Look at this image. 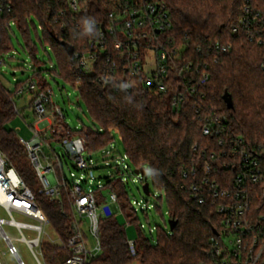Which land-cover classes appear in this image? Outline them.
I'll use <instances>...</instances> for the list:
<instances>
[{
  "label": "trees",
  "instance_id": "trees-1",
  "mask_svg": "<svg viewBox=\"0 0 264 264\" xmlns=\"http://www.w3.org/2000/svg\"><path fill=\"white\" fill-rule=\"evenodd\" d=\"M154 2L164 5L169 15L170 26L160 36L161 41L165 44L172 41V48L184 49L185 62L195 65L194 73L186 72L183 77L170 70L164 82L167 93L145 88L141 80L131 81L132 89L126 92L131 78L125 71L126 63L113 50L112 36L106 38L107 46L99 53L91 72L80 67L75 55L92 52V40L99 37L102 25L107 26L108 17L102 9L84 17L71 12L69 0H0L1 6L12 5L10 12L0 13V55L6 56L14 49L13 27L22 34L24 50L34 59L35 68L40 62L34 37L42 46H49L56 60L53 64L49 57L53 64L51 77H60L78 92L92 119V126H83L80 132L67 129L85 138L86 152L91 155L104 154L116 142L113 135L118 134L127 157L126 173L139 178L135 171L145 168L147 174L142 184L151 180L154 211L164 219L166 204L169 221L176 222L173 230L157 227L155 242L153 233L148 236L139 227V237L134 241L136 256L132 257L126 225L116 215L121 212L127 216L129 225H138V212L128 183L121 178L108 179L103 188L109 195H117V212L108 208L106 216L100 218L102 253L91 264H213L210 241L216 235L214 231L222 232L224 222L219 210L223 205L239 202L236 194L243 171L240 156L232 157L235 143L243 141L242 148L259 159L264 175V43L249 40L254 35L264 41V28L251 31L239 25L247 6L264 17V0ZM103 5L99 3L100 7ZM92 22L97 23L96 27H91ZM10 23L14 25L9 26ZM65 45L74 49L72 57ZM217 45L230 50L222 53L216 49ZM206 75L208 79L204 80ZM36 76L43 79L39 84L42 92L51 88L41 71ZM194 82L197 92L190 95L187 90ZM17 85V90L24 88L20 83ZM227 94L233 100L232 110L224 101ZM178 95L183 100L175 103ZM15 96L0 82V150L35 194L52 227L68 239L75 213L67 190L62 189L60 200L39 193L37 176L27 162L25 148L16 133L7 128L18 115ZM214 116H225L226 122L212 126L213 133L206 136L204 128ZM61 162L66 163L65 157ZM57 178L70 182L60 171ZM151 187L159 197L153 195ZM246 189L253 213L264 216L261 185L247 182ZM96 198L101 207L105 197ZM148 212L149 209L143 211L146 217ZM46 252L53 263L58 256L65 257L57 247L48 246Z\"/></svg>",
  "mask_w": 264,
  "mask_h": 264
},
{
  "label": "built area",
  "instance_id": "built-area-1",
  "mask_svg": "<svg viewBox=\"0 0 264 264\" xmlns=\"http://www.w3.org/2000/svg\"><path fill=\"white\" fill-rule=\"evenodd\" d=\"M101 2L104 5L100 7ZM11 9L12 5L9 3L0 5L1 14L10 12ZM69 9L74 14L84 17L94 12L99 13L102 9L104 15L108 17L107 26L102 25L99 37L91 42L93 51L77 54L75 59L83 70L91 72L99 53L104 52L107 46L106 38L115 37L113 50L126 63L125 71L131 78L125 87L127 93L132 89L131 83L135 80H141L145 88L152 91L167 93L164 82L170 70H175L182 77L186 72L194 73V63L185 62L184 49L172 48V41L165 44L160 39L170 26L169 15L164 5L155 3L154 0H69ZM13 25L10 23L9 26ZM96 25V22L91 23V27ZM239 25L251 31L262 29L264 17L251 6H247ZM249 40L257 41L259 45L264 43L262 38L254 35H250ZM216 49L222 53L230 50L229 47L220 45H217ZM5 64V56L0 55V73ZM262 70L264 71V62ZM196 73L199 76L201 72L198 70ZM207 79L206 75L204 80ZM196 85L194 82L187 90L190 95L196 94ZM28 90L33 96L32 110L36 121L30 126L32 139L29 142L24 140L20 142L37 176L39 193L51 200H60L62 189H66L75 217L68 239L62 238L54 228L56 238L50 237L46 230L52 225L39 207L35 194L0 150V212L10 217L9 220L0 217V238L5 242L7 253L15 257L18 264L25 263L19 255L16 243H25L37 264H91L102 253L100 218L106 216L108 208L114 212L112 206H116L117 212V195L115 193L109 195V206L102 209L98 206L95 191L85 183L82 176H78V173L88 171L92 166L84 157L85 138L67 129L64 124L66 118L64 112L51 102L53 96L51 88L42 92L39 84L31 81ZM182 100V95H178L174 102ZM16 112L20 114V111ZM223 122H226L225 116H214L212 123L205 126L204 134L210 136L213 133L212 126H218ZM242 145L243 141L240 140L233 145L232 150V157L240 156V167L243 171L242 177L238 180L236 194L239 202L223 205L219 210L224 222L222 232H218L210 241L213 248V264H264V216L253 213V204H249L248 200L249 192L245 190L247 182L253 185L260 184L264 198V175L260 170L259 159L246 152ZM46 147L51 152L50 156L44 151ZM59 147L65 151L66 161L74 162L75 171L71 173V178H68L70 181L68 183L57 178L59 171L66 177L65 167H69L67 163L61 162L63 157L57 152ZM115 152L110 151L106 154L115 155ZM120 159L127 162L126 156H120ZM225 167L228 168V165ZM127 169L128 166L123 168L125 173ZM142 179L143 177L139 176L141 183ZM222 195L229 196V193ZM218 196L219 194L215 192V197ZM136 204L140 205L138 202ZM145 207L146 210L149 209L147 205ZM15 215L23 221H17ZM5 227L15 229L21 238H11ZM26 233L30 234L29 237ZM48 246L59 248L65 257L61 259L58 256V260L53 263L46 252ZM128 246L131 256L135 257V242L128 240Z\"/></svg>",
  "mask_w": 264,
  "mask_h": 264
},
{
  "label": "rangeland",
  "instance_id": "rangeland-1",
  "mask_svg": "<svg viewBox=\"0 0 264 264\" xmlns=\"http://www.w3.org/2000/svg\"><path fill=\"white\" fill-rule=\"evenodd\" d=\"M36 26L37 28H40L38 23H36ZM13 30L16 35V37L13 38L14 49L5 56L6 64L1 70L0 82L10 93H16V96L14 97V105L15 109L21 113L16 115L14 119L8 123L7 128L9 130H13L19 140L29 142L32 139L30 126L33 125L36 120L34 111L29 108V104L32 101L33 96L29 92L28 86L31 81H36L40 84L43 80L41 77L36 76L38 71L42 72L43 78L51 86V90L53 92V96L51 98L52 104L59 107L66 116L64 124L73 132H80L83 126L91 127V116L89 115L85 105L80 101L78 92L71 86L67 85L60 77H56L55 79L51 77L49 71L53 69L52 65L56 63L51 48L45 44L42 46L40 41L34 37V40L39 48V53L36 56L38 62H40L38 67L35 68L34 59L24 50L26 48V43L22 34L16 27H13ZM49 57L51 58L53 64L49 62ZM18 83L24 85L25 88L23 92H21L22 89L17 90ZM113 137L116 139V142L104 154L115 148V155H108L105 157L102 153L91 155L88 152H85L84 157L88 162H91L92 166L90 170L78 173V176H82L85 183L90 185V188L95 191L96 197H105L103 205L100 207L101 209L104 206L110 205L109 192L106 188H103L105 187L108 179L123 178L125 182L128 183V191L130 193L131 200L138 212V225H129V222H127V216L121 212L118 213L116 217L119 222L126 225L129 241L134 242L138 239L139 227H142L144 233L148 236H151V233H153L155 242L157 227L167 229L168 231L170 230V218L166 213L168 211L167 205L165 204L163 207V213L165 214V218L163 219L161 215L157 214L153 209V202L155 201L154 196H146L143 191V184L139 181V178L132 176L131 174L129 175L123 170V168L128 165V162H122L120 159V155L122 157L124 156L123 145L118 134L115 133ZM44 151L47 155H51V152L47 147ZM57 152L61 157H66V153L62 148L59 147ZM117 152H119L120 155H117ZM26 158L27 162L31 165L28 156ZM66 163L69 167H65V175L70 179L71 173L75 171L74 162L67 160ZM149 184H151L150 179ZM99 188L103 189L99 190ZM151 191L153 195L158 194L153 187H151ZM136 202L140 203V205H137ZM146 205L149 207L148 217H146L143 213V211L146 210ZM0 217L7 220L10 219V217L4 212H0ZM15 219L17 221H23V219L17 215H15ZM5 230L11 238H21V235L15 229L5 227ZM46 231L50 237L56 238V233L53 227L49 226ZM29 235V233H26L27 237H29ZM16 247L18 248L19 255L25 264H37L25 243H16ZM0 261L2 264H18L16 258L7 253L5 242L1 238ZM134 264L139 263L136 262Z\"/></svg>",
  "mask_w": 264,
  "mask_h": 264
},
{
  "label": "water",
  "instance_id": "water-1",
  "mask_svg": "<svg viewBox=\"0 0 264 264\" xmlns=\"http://www.w3.org/2000/svg\"><path fill=\"white\" fill-rule=\"evenodd\" d=\"M65 47H66L69 55L72 57L73 54H74V49L71 46H69V45H65ZM121 85H122V83H121ZM224 101H225V103L227 105V108L229 110H232L233 109V100H232L231 96L228 95V94L225 95ZM146 174H147V171H146L145 168H142L141 170L135 171V175H137V176L145 177ZM143 191H144V193H145L146 196H150V184L149 183H146L145 185H143ZM112 209L116 213V206H112ZM175 225H176V222L170 221L171 230L174 229ZM214 234L217 235V232L214 231Z\"/></svg>",
  "mask_w": 264,
  "mask_h": 264
}]
</instances>
